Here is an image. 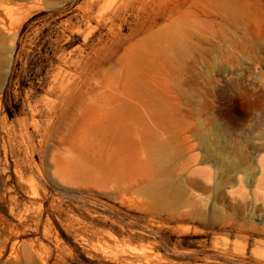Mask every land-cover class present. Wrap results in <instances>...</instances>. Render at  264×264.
<instances>
[{
  "label": "rangeland",
  "instance_id": "obj_1",
  "mask_svg": "<svg viewBox=\"0 0 264 264\" xmlns=\"http://www.w3.org/2000/svg\"><path fill=\"white\" fill-rule=\"evenodd\" d=\"M33 1L0 0L1 47H13L0 264H264V0H151L115 14L122 0ZM97 61V94L144 110L124 134L53 154L36 126ZM205 140L222 163L206 159Z\"/></svg>",
  "mask_w": 264,
  "mask_h": 264
},
{
  "label": "bare ground",
  "instance_id": "obj_2",
  "mask_svg": "<svg viewBox=\"0 0 264 264\" xmlns=\"http://www.w3.org/2000/svg\"><path fill=\"white\" fill-rule=\"evenodd\" d=\"M31 1H33V0H31ZM150 1L151 0H122V3L119 5L120 7L117 6L118 9L114 12V14L116 12H119V11L122 12V11L135 10V9L136 10L145 9L147 6H149L153 2V1H151V2ZM33 2H36V0ZM37 2H39V1H37ZM37 2H36V4H37ZM17 3H20V1L19 2L17 1L16 4ZM6 5H5V7H9V5L8 6H6ZM45 6H48V5H45ZM11 7H12V5H11ZM16 7H18V6H16ZM16 7H14L13 9H15ZM48 7L51 8L52 6H48ZM2 8L3 7H0V9H2ZM19 8H20V6H19ZM13 9H12V11H13ZM4 11H5V9H4ZM8 14L10 15V12H8ZM8 14H7V16H8ZM11 14H13V12ZM10 17H12V15ZM4 18H6V17H4ZM2 22L4 23V21H2ZM5 25L3 24V26H5ZM9 32H10V30H9ZM14 34L16 35L15 32H14ZM10 35H12V34H10ZM12 37H14L16 39V37L14 35ZM11 41H12V39H11ZM5 42L6 41H0V92L2 91V89L4 87V79H5L6 72L8 71L7 68L9 67V62H10V57H11L10 56L8 58L7 56H5L4 52L9 53V55H10V53H13V47L11 45L6 44L5 45L6 47L4 45H3L4 48L1 47V45ZM14 42H15V40H14ZM12 43H13V41H12ZM13 46H14V43H13ZM130 52H132V51H130ZM133 53L135 54V52H133ZM129 57H131V53H130ZM124 61H126V59ZM102 64H103L102 61H97V63L94 62L91 65H86L83 68V70L86 71V73H85V80L83 81L82 86L72 87V85L69 84L68 82H67L68 84L66 83V85L64 87L62 86L63 88H62L60 94L58 95L57 100L52 102V104L49 106V108L47 109V111L44 115V124L42 126H36V132L38 134V143H40L42 146H47V145H48V147L51 146L52 153L53 152L59 153V151L70 152L71 150L73 151L76 149L83 148L85 145L90 143L92 139H94L96 137H100V136L105 135V136H108L109 138H112V137L116 136L117 134H124V132L129 129L130 121H131V119L133 120L132 116L134 114L140 115L142 113L141 108H143V107L140 108L141 110L137 109L135 106L132 105V103H129L127 101V99L119 101L115 97V95H114L115 93L114 94L112 93L113 92L112 90L104 91L102 94H100V92H99L100 95L97 94V90L99 89V85H101L100 82L98 81V78H97V77H99V75H98L99 69L98 68L101 67ZM112 66H109V67L111 68ZM123 66H125V65L123 64ZM115 68L116 67L114 66V68H113L114 70L118 69V68L117 69H115ZM114 70H112V71H114ZM108 72H110V71L108 70ZM115 72L118 73L117 71H115ZM121 72L123 73V71H121ZM121 72H120V74H121ZM125 72H126V70H125ZM116 73H115V75H116ZM110 74H111V72H110ZM110 76H112V75H110ZM110 76H109V78H108V76H106V77L108 79H110L111 78ZM121 77H119V79ZM117 78H118V76H117ZM117 78H114L112 81L115 82V80ZM126 78H127V76H126ZM103 79H105V77ZM121 80H122V78H121ZM105 82H103V83H105V85H104L106 87L105 89H107V88L110 89L111 87L113 88V86L116 83V82L113 83L110 80L105 81ZM96 83H97V85H96ZM112 83L114 84L113 86H112ZM129 84L130 83H128V85ZM123 85H124V83H123ZM115 86H117V84ZM115 86H114V88H115ZM125 89H127V88L125 87ZM127 98L129 99V96ZM164 114H162V113L159 114V116L161 118L160 121L164 120V118H165ZM134 116H136V115H134ZM145 116H147V113ZM148 117H147V119H149ZM18 123H21V121H18ZM143 124H144V122H143ZM4 125H5L4 120H2L0 118V127L4 126ZM27 138H28V140H30V136L28 134H27ZM191 148H192L191 145L187 146V149H191ZM203 148L205 151L206 159L208 161H213V162L216 161L217 163L220 164L225 160V157L223 156V154L220 153L221 151L218 152V150L216 151L214 148L209 146L208 142L206 140L203 143ZM244 157L240 158L239 164H241V165L243 164V162L245 160ZM261 163L262 162H260V164ZM261 165H263V164H261ZM15 167H17V165ZM239 167H240L239 165H232L229 167L228 170L238 172V171H240ZM262 169H264V167ZM198 174H200V173L198 172ZM205 177H207V176L205 175ZM205 179H207V178H205ZM188 184H190V181ZM216 185L218 186V184H216ZM164 187L166 188L165 195L170 196V194H171V196H173L174 199L176 200V203H178L179 200L183 199L184 193H182L180 191V185H178L174 181L173 182L169 181V180L165 181ZM221 187H222V185H221ZM217 188H219V187H217ZM263 193H264V190H263ZM262 197L264 198V195H262ZM255 199H256V197H255ZM255 199H254V201H255Z\"/></svg>",
  "mask_w": 264,
  "mask_h": 264
},
{
  "label": "trees",
  "instance_id": "obj_3",
  "mask_svg": "<svg viewBox=\"0 0 264 264\" xmlns=\"http://www.w3.org/2000/svg\"><path fill=\"white\" fill-rule=\"evenodd\" d=\"M26 63H27V68L33 69V62L30 59V55L28 54L25 56ZM4 109L9 118H13L16 114V105L14 101L11 99L9 95L4 96V101H3Z\"/></svg>",
  "mask_w": 264,
  "mask_h": 264
}]
</instances>
